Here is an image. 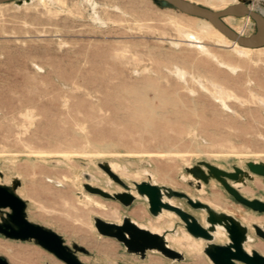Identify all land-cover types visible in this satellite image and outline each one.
<instances>
[{"label": "rangeland", "instance_id": "rangeland-1", "mask_svg": "<svg viewBox=\"0 0 264 264\" xmlns=\"http://www.w3.org/2000/svg\"><path fill=\"white\" fill-rule=\"evenodd\" d=\"M197 1L210 7L213 0ZM27 2L23 5L16 2L0 5V169L4 174L0 183L11 185L12 180L18 178L21 184L17 193L28 201V218L52 228L67 244L76 242L86 247L88 254L79 252L86 263L108 264L107 260L128 259L138 264H150V259L156 258L155 264H200L202 261L211 264L202 252L193 251L187 243L175 238L172 245L187 252L185 260L173 262L153 252H148L147 257L141 260L137 255L126 253L122 243L97 233L93 216L99 214H75L74 206H79L77 192L80 186L74 183V178L88 169L106 179L107 176L95 165L96 161L103 159H113L117 173L127 181L147 179L138 171L142 167L153 172L167 164L173 181H162L153 172L159 183L183 189L212 205L214 203L209 198L219 193L227 207L217 208L214 204L216 209L231 212L248 224L258 222L248 220L246 215L264 214H256L235 201L217 180L212 179L204 189H199L179 176L188 175L185 167L201 160L227 170H233L234 165L247 168L248 160L264 161V91L261 90L263 96H258L255 101L246 90V74L241 78L243 99L236 94L230 95L222 84L217 83L213 86L217 88L215 91L218 93L215 94L222 96V109L218 102L213 103L197 88L194 96L198 102L197 113L187 114L192 120L191 127L158 122L143 128L133 117L134 93L142 91L147 81L161 86L165 84L164 79L158 78L154 72L159 76L169 74L175 79L183 74L187 78L192 70L186 61L175 57L189 54L207 71L221 74L191 50V43L196 45L194 41H181L176 29L168 24L170 17L184 21L197 17L161 0ZM244 2L256 10H264V0ZM255 28L251 18L244 26L243 34L247 35ZM181 42H188L192 48ZM205 43L220 56L240 61L230 48L211 40H205ZM164 55L169 60L163 61ZM213 56L211 59L216 61ZM250 57L251 60L245 58V65L250 66L248 73L256 72L264 84V49L254 51ZM158 62H161L159 66ZM153 95L152 90L146 91V97L152 99ZM28 113L31 118L27 117ZM160 151L166 155L161 156ZM54 158L64 159L69 166L45 162ZM140 160H148L150 165H144ZM82 161L88 162L89 167L85 168ZM122 165L129 170L118 167ZM47 172L56 173L60 178L67 175L70 180H64V183L48 181L46 176L50 174ZM78 177L80 181L84 180L80 175ZM93 184L104 187L101 182L94 181ZM108 189L123 188L115 184ZM241 191L249 197L264 199V177L256 176ZM93 197L105 203L107 208L109 203L118 204L121 217L123 214L131 215L133 208L143 206L147 217L136 219L144 223L150 220L156 227L166 226L176 219L173 217L167 222L166 215L154 218L143 199L125 208L100 195ZM184 204L197 217L204 216L203 212ZM91 205L94 209L106 210L95 203ZM0 240L18 253L23 251L26 256L31 255L34 264H65L33 240L9 239L3 235H0ZM105 241H113L117 245L113 255L94 248ZM260 242L264 243V240L257 237L249 247L257 248L256 244ZM26 249H31V253ZM0 255L12 264H20L6 252L0 251Z\"/></svg>", "mask_w": 264, "mask_h": 264}, {"label": "water", "instance_id": "water-1", "mask_svg": "<svg viewBox=\"0 0 264 264\" xmlns=\"http://www.w3.org/2000/svg\"><path fill=\"white\" fill-rule=\"evenodd\" d=\"M25 0H0V5L16 2L22 4ZM164 4L172 6L183 13L209 20L215 28L232 41L246 48L264 47V16L251 10L245 2L227 6L222 10H214L190 0H161ZM250 16L255 23V30L247 35L240 34L227 25L223 19L227 16ZM55 166H69L67 161L60 158L45 160ZM144 165H150L148 160H140ZM85 168L89 167L86 161L81 162ZM113 159H103L95 165L106 176L101 179L88 169L75 175V184L81 185L77 193L82 198L83 192L100 195L104 199L113 200L125 208H130L136 200L143 199L147 210L156 219L166 215L173 223L162 227L154 226L150 220L140 222L131 215L123 214L119 221L93 216V225L97 233L104 237L116 239L122 243L128 254L137 255L141 260L147 257L148 252L161 254L173 262L186 259L187 252L183 248H175L173 239H180L181 233L189 234L195 241L201 243V252L211 264H264V253L257 248L249 247L257 237L264 240V223H245L233 213L219 210L209 202L189 194L183 189L159 183L153 172L147 167L138 171L146 175L147 179L125 180L113 168ZM247 168L234 165L233 170H227L205 160L195 165L186 166L188 175L181 174L180 179L190 186L204 189L212 179L225 189L237 202L243 204L256 214H264V199L249 197L241 190L256 176L264 177V161L248 160ZM122 170H129L126 165L118 166ZM0 169V177H3ZM78 175L83 181L78 179ZM101 182L104 187L94 185ZM21 181L12 180V184L0 183V235L15 240H33L38 245L54 254L65 264H89L84 262L77 252L88 254L89 250L74 242L73 250L64 238L52 228L28 218V201L17 193ZM119 184L122 190H112ZM179 201L176 202L175 200ZM191 208L204 213L202 218L190 212L184 202ZM107 208L104 203L102 205ZM183 230V231H182ZM108 264H125L120 260H107ZM0 264H11L9 260L0 255Z\"/></svg>", "mask_w": 264, "mask_h": 264}, {"label": "bare ground", "instance_id": "bare-ground-1", "mask_svg": "<svg viewBox=\"0 0 264 264\" xmlns=\"http://www.w3.org/2000/svg\"><path fill=\"white\" fill-rule=\"evenodd\" d=\"M190 1L199 3L197 0H190ZM228 1H231V2L228 3ZM242 2H244V0H213L210 3L212 5L210 7L214 10H222V9H225L229 5L236 4V3H242ZM25 3H28L27 0H25L22 3V5ZM217 3H220L221 5L224 3H228V4L221 6V7L214 6V5H220ZM250 9L257 11L264 16V10H261V9L256 10V8H253V7H250ZM250 19L251 18L248 15L240 16V17L238 16L234 17V15H230V16L225 17L223 21L227 25H229L232 29H234L236 32L243 34L244 26L250 21ZM168 24H170L176 29V31L178 32V35L180 36L181 41L183 40H187L189 42L194 41L196 45L190 42L191 45H193V49L191 50H195L199 57L202 56L204 59L210 62L212 67L217 68L221 72V74L213 73L210 70L207 71L205 67H202L201 64L197 63L198 61H196L195 57H192L189 54H186L183 56H177V57L174 56L177 59L181 58L183 59V61H186L187 62L186 64L192 70V72L191 73L189 72L190 74L187 78L186 76L182 74L179 78L177 77L175 79V78H172V76L169 74H166V75L164 74L162 76H159V74L153 71L158 76V78L164 79L165 84L161 86L159 85V83L157 84L151 81H147L142 91L139 89H138L139 91H135L134 99L132 101V105L134 106L133 117L135 121L139 122V124L142 125L143 128L152 127L158 122L167 123L169 125L170 124H180V125H185L186 127H191L192 120L189 118L187 114L197 113L198 102L196 101V98L194 97L197 94V88H200L201 91L204 92V94L208 98H210V100L213 103L218 102V104L221 106L222 96L221 94L219 95L215 94L218 92L215 91L217 90V88L213 85L217 83L222 84L224 89L228 91L230 95L231 93L236 94L238 97L243 99V96L241 94L242 85H243L241 82V78L245 74H246V77L248 78L247 85L245 86H246V90L250 93V96L253 97L255 101H257L258 96H263L261 94V90L264 91V84H263L262 78L256 72L255 74L248 73L247 70L250 68V66L247 67L245 64H246L247 58L249 60L252 59L250 55L254 51L261 52L264 49V47L246 48V47L240 46L238 43L232 41L227 36H225L222 32H220L217 28H215L209 20L205 18H201V17H197L193 19L191 18L190 20L187 19L186 21L179 19V18L170 17L168 20ZM205 40H211V41L216 42L218 45L230 48L232 53H234L240 58V61H232L230 59L224 58L223 56H220L217 52H215L211 48L209 44L205 43ZM187 43L181 42L180 44L189 46L190 44L189 43L187 44ZM176 44H178V42ZM191 45L189 47H191ZM196 49L199 52H197ZM209 54L210 56L214 55L212 58H215L216 61H214V59L212 60ZM161 59L163 61L169 60L166 55L162 56ZM160 63L161 62H158V66ZM165 65L167 66V64ZM171 72L173 74V71ZM172 79L174 81H172ZM252 84L254 86H252ZM203 87H205L206 89H204ZM180 88H182L183 90H181ZM147 90L153 91L154 95L152 99L146 97ZM154 99H157L156 103L154 102ZM188 99H191L190 100L191 102ZM244 100L249 101V99H244ZM221 108L224 109L222 106ZM27 117L31 118V114L28 113ZM165 151L170 152V150H165ZM160 155L165 156L166 154L160 151ZM32 165H35V163L32 162ZM112 166L114 168L113 164ZM153 172L157 176L156 178L162 181H167V180L173 181V178L169 174L170 166L167 164L161 165L159 168L153 170ZM47 175H49V176H46V179L48 181L64 183V180L66 181L70 180L69 178H67V175H64V174L61 176V178L57 177L56 173H52V172L51 173L47 172ZM74 181H75V178H74ZM259 182L260 181L257 180V183ZM79 186H80L79 189L81 190L82 189L81 185ZM209 201L214 203L217 208L227 207L226 203L223 204V199L221 198V195L219 193L212 194V196L209 198ZM77 202L79 206H74L75 214H77V216H83L85 214H90V213H96V214L103 216L106 219H111V220H116V221H119L121 219L120 207L116 203H109L108 208H105L106 210L94 209L91 203H95L100 207H103L102 205L104 203L95 199L93 196H91L90 194L86 192H83L82 198L79 196ZM214 204H213V207H214ZM130 214L134 218H138L140 220H143L144 218L147 217V211L145 210L143 206L133 208L130 211ZM246 218L250 221L264 222V216H252L249 214V215H246ZM76 219H79V218H76ZM169 221L170 219L168 218L167 222ZM72 228H76V227H72ZM178 240L184 241V243H187L188 244L187 246L193 251L201 253V243L195 241L189 234L184 233L182 238ZM256 247L262 253H264V243L262 242L257 243ZM94 248H97L100 252L104 254L113 255L115 253L117 245L113 241H105L101 243L100 245L94 246ZM26 250H28V253H31V249H26ZM0 251L8 253L15 262L20 263V264H34L35 262L34 260H32L31 255L26 256V254L23 251L19 253L16 252V250H13L12 246H10L9 244H6L5 242H2L1 240H0ZM156 261H157L156 258H151L150 264H155ZM200 264H206V263L202 261Z\"/></svg>", "mask_w": 264, "mask_h": 264}, {"label": "flooded vegetation", "instance_id": "flooded-vegetation-1", "mask_svg": "<svg viewBox=\"0 0 264 264\" xmlns=\"http://www.w3.org/2000/svg\"><path fill=\"white\" fill-rule=\"evenodd\" d=\"M69 245V244H68ZM70 246V248H71V250H73V246L72 245H69ZM77 255L80 257V255H79V252H77ZM117 260H120V261H122V262H124L125 264H138V263H135V262H131L130 260H128V259H124V260H122V259H117ZM10 262V261H9ZM11 263V262H10ZM12 264V263H11Z\"/></svg>", "mask_w": 264, "mask_h": 264}]
</instances>
